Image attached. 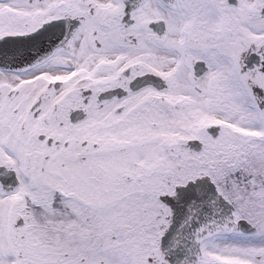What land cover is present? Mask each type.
I'll list each match as a JSON object with an SVG mask.
<instances>
[{"label": "snow or ice", "instance_id": "6c2138e0", "mask_svg": "<svg viewBox=\"0 0 264 264\" xmlns=\"http://www.w3.org/2000/svg\"><path fill=\"white\" fill-rule=\"evenodd\" d=\"M0 264H264V0H0Z\"/></svg>", "mask_w": 264, "mask_h": 264}]
</instances>
